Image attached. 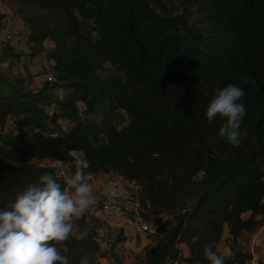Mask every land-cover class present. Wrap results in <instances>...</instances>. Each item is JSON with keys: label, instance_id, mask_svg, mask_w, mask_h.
Returning a JSON list of instances; mask_svg holds the SVG:
<instances>
[{"label": "trees", "instance_id": "16d2710c", "mask_svg": "<svg viewBox=\"0 0 264 264\" xmlns=\"http://www.w3.org/2000/svg\"><path fill=\"white\" fill-rule=\"evenodd\" d=\"M1 1L25 17L29 43L53 61L65 100L49 88L26 94L0 73V127L13 122L0 134V207L45 173L65 187L55 167L31 160H57L73 176L79 153L86 176L136 182L142 209L176 214L144 264H209L210 243L233 254L228 264H246L251 254L238 238L264 225V0ZM106 64L115 67L108 76ZM228 84L247 93L238 146L218 138L219 116L209 123L205 115L215 89ZM100 104V120L90 119ZM117 110L129 117L122 128ZM62 118L72 122L64 133ZM87 225L85 215L76 220L66 242L70 264L95 262Z\"/></svg>", "mask_w": 264, "mask_h": 264}, {"label": "clouds", "instance_id": "9594fccd", "mask_svg": "<svg viewBox=\"0 0 264 264\" xmlns=\"http://www.w3.org/2000/svg\"><path fill=\"white\" fill-rule=\"evenodd\" d=\"M247 93L235 84L215 89L206 110L211 123L220 118L218 138L238 146L247 130L241 123L247 114L244 98ZM75 174L64 178V185L50 173L38 183L27 185L6 207H0V264H70L67 241L79 220L95 203L93 186L86 177L87 168L75 161ZM109 200L124 198V191L109 185L104 189ZM213 244L204 249L209 264H228L233 254H219ZM79 264H88L86 257Z\"/></svg>", "mask_w": 264, "mask_h": 264}, {"label": "crops", "instance_id": "0c3cea01", "mask_svg": "<svg viewBox=\"0 0 264 264\" xmlns=\"http://www.w3.org/2000/svg\"><path fill=\"white\" fill-rule=\"evenodd\" d=\"M0 7L4 10L5 16L3 19V25L5 27L13 26L20 29H23L25 31L26 27V20L24 16H21L16 13V9L14 6H8L4 4L0 0ZM26 33V31H25ZM5 38L3 35V32H0V47L5 46ZM7 43V42H6ZM53 42L50 40H46L44 43V46L46 48H53ZM11 49H9L10 52H14V54L10 55L13 58L17 57L20 58V60L24 59H30L26 63V70L24 69L19 72L22 75L21 82L24 83V86H20V88L27 94V93H36L41 90H43L46 85V79L43 74L44 69L47 67V65L50 63L53 64V61L47 59L46 55L42 52H35L32 43L25 44L23 46H18L16 44L11 45ZM4 48V47H3ZM2 48V49H3ZM13 49V50H12ZM7 51V50H5ZM39 77H42L43 80H40ZM23 80V81H22ZM43 81V82H42ZM58 93V90H57ZM66 118V117H63ZM60 119V120H63ZM13 124L12 121L7 123V125L4 128L0 127V134L5 135L8 132V127H11L10 125ZM56 163L61 164L59 161L54 160ZM87 178H90V183L93 186V194L95 196V199L101 196L103 194L104 189L109 185H115L119 188H121L123 191H126L129 189V186L132 185V183L126 182L122 177H119L117 175H113L111 173L107 174H92L87 175ZM96 203V201H95ZM93 204L88 211L84 213V215L87 218L88 225H92V222H95L96 224L93 226H97V231L100 236L103 235H115V234H121L123 238L126 241V245L129 246L131 249H137L140 254V251L144 252L147 250H150L154 247V243H146L139 241L138 238H136L133 227L129 223V220L126 219V216H121L120 218H104L103 215L99 212L98 205ZM129 209H132L131 205H128ZM106 219V220H105ZM176 223V220H174L173 224L169 226V228L165 230H161L160 237H164L167 233V231ZM156 225L160 228V225L156 223ZM105 230L107 231L105 233ZM81 234V233H80ZM256 234L259 235L258 242L254 246V252L259 256L260 262H264V225L261 226L259 229H257L255 232H245L243 233L239 238L238 242L243 249V245L250 244L252 236ZM220 242H223L224 244L222 246H219ZM218 244V249L222 251L223 253L229 252V245L231 243V235L228 232V229L225 230V233L223 235L222 240ZM119 246V245H118ZM181 248L184 250L185 255H189V249L186 246V244H181ZM118 251V250H116ZM248 251V250H247ZM147 254V253H145ZM146 256V255H145ZM145 260L141 263L144 264ZM247 264V263H246Z\"/></svg>", "mask_w": 264, "mask_h": 264}, {"label": "rangeland", "instance_id": "374dc122", "mask_svg": "<svg viewBox=\"0 0 264 264\" xmlns=\"http://www.w3.org/2000/svg\"><path fill=\"white\" fill-rule=\"evenodd\" d=\"M4 16H5V13L3 15V18H4ZM9 27H13V26H9ZM14 28H17V27H14ZM17 29L23 31V29H20V28H17ZM23 33L26 34L25 31ZM6 42H5V46L0 47V73L5 75L8 79H10L12 83L17 84L18 86L19 85L24 86V83L21 82L22 75H18V74H20L19 72H21L22 69H24V71L26 70V66H27L26 63L30 59H25V61H23L24 59L20 60V58H17V57L13 58V56L11 57L10 55L14 54V52L13 51L10 52L9 49H11L12 48L11 45H14L15 43L13 44L10 42L9 43L8 42L6 43ZM16 45L23 46L25 44H16ZM5 50H7V51H5ZM52 66H53V64L50 65V63L47 65V67H52ZM114 71H115V67L112 64H106L105 68L101 71V74L104 76H108L111 73H113ZM37 77L40 80H43L42 77H39V75H37ZM45 88H49V89H51V91L56 92L59 100H61V101L65 100V93L62 89H60L61 88L60 83H56V84H52V85L47 83ZM57 90H58V93H57ZM58 105H59L58 103H54L52 106L48 107V110H53V113H54L55 110H57V108H59ZM105 107L106 106L102 105V104L98 105L95 113L90 116V119L100 120L101 115H102V110ZM65 121L66 120L63 119V120H60L58 122V130L61 133H64L67 131V129L63 128V124L65 123ZM115 123H116L118 128H122V127L128 125L129 117H128L127 112L124 110H117L115 113ZM10 126L12 127L13 124H11ZM11 127H8L9 128L8 131L10 130ZM3 142H4V140L1 139L0 146H2ZM0 155H1V147H0ZM75 155L77 157V160L82 159L81 155L79 153H75ZM31 162L33 164H36V165H47V166L55 167L57 170V173L59 174L60 177L65 178V177L72 176L68 166L58 164L53 159L31 160ZM130 189H132V188L130 187L128 190H130ZM101 196H103V195L101 194ZM101 196L99 195V197L97 199H95V201L98 202L99 198ZM133 207H134V205H133ZM138 211L141 213V215L143 217H144V215H146V218L148 217V220L150 222H152L153 224L156 225V223H157L158 225H160V229L162 231L163 230L166 231L169 228V226L171 224H173L174 220H176V218H177L176 214L174 212H163V213H158V214H151V209H149V208L142 209L141 207H138ZM143 212H144V215L142 214ZM249 214L250 213L244 214V217H248ZM95 224H96L95 222H92V225H90V224L87 225L86 230H85V233L89 232L92 234V232H95L94 236L96 238H95L94 248H95L96 258H95L94 264H104V258L106 257V255L111 256L113 259H115V255H119L121 257V259L123 260L124 264H141L145 260L149 250L144 251V252L140 251V254H139L138 253L139 251L137 249H131V248H129V246H127L125 244L126 240L121 239V238H123L121 234L109 235L110 233H108V235H106L105 237L100 236L98 231H97L98 225L93 226ZM157 238H160V236ZM104 240L109 242L108 246H105L103 244ZM223 244H224L223 242H220L219 246H222ZM112 245H115L113 248L114 249L113 252H112ZM116 250H118V251H116ZM145 253H147V254H145Z\"/></svg>", "mask_w": 264, "mask_h": 264}, {"label": "built area", "instance_id": "2783aa9c", "mask_svg": "<svg viewBox=\"0 0 264 264\" xmlns=\"http://www.w3.org/2000/svg\"><path fill=\"white\" fill-rule=\"evenodd\" d=\"M3 15L4 10L0 7V32H3L5 40L9 43L15 44H27L29 42L28 34H24L22 30H19L14 27H5L3 25ZM45 79L48 84H56L59 83V78L56 72L52 67H46L43 72ZM49 114H53V110H49ZM72 125L70 119H67L63 124V128L68 129ZM58 135V132L54 134ZM130 190L124 191L126 194L124 198H117L113 200H109L107 197L101 196L99 201H96V205H98L100 213L106 218H120L121 216H126V219L129 220V223L133 227V232L136 238L141 242L146 243H154L157 237L160 236V228L153 224L152 222L145 219L141 213L138 211L139 204V195L141 193L142 187L140 184L136 182H132V185L129 186ZM264 203V198L262 199ZM134 207H133V205ZM128 205L132 206V209L128 208ZM107 231L105 230V233ZM104 237L106 236L103 235ZM259 235L254 234L251 238L250 244L243 245V250L249 252L251 254V259L247 262V264H259L260 258L254 252V246L258 242ZM103 244L105 246L109 245V242L104 240ZM104 264H116L114 259L111 256L106 255L104 258ZM171 264H187L184 262H173Z\"/></svg>", "mask_w": 264, "mask_h": 264}]
</instances>
